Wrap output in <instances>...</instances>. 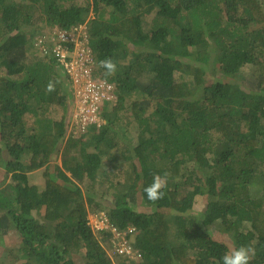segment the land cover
Instances as JSON below:
<instances>
[{
  "label": "trees",
  "instance_id": "obj_1",
  "mask_svg": "<svg viewBox=\"0 0 264 264\" xmlns=\"http://www.w3.org/2000/svg\"><path fill=\"white\" fill-rule=\"evenodd\" d=\"M36 7L42 26L32 23ZM82 24L94 76L108 80L118 100L103 101L106 124L90 140L69 138L71 154L58 166L52 160L66 118L50 112L54 104L67 108L58 80L68 75L56 39L36 37L50 35L39 33L47 25ZM109 57L113 76L99 66ZM50 80L56 90L47 93ZM26 114L35 117L31 127ZM122 119L136 123L135 135L114 128ZM2 165L11 178L0 187V238L17 230L16 264H114L113 256L121 264H222L241 245L255 249L250 264H264V0H0ZM110 168L123 178H111ZM41 169L45 183H32ZM101 169L106 190L116 193L115 203L99 208L118 230L134 227L128 238L137 258L110 243L112 255L101 239L109 228L90 225L88 203L99 197L82 184ZM165 172V196L152 203L143 189ZM198 195L207 206L195 212Z\"/></svg>",
  "mask_w": 264,
  "mask_h": 264
},
{
  "label": "rangeland",
  "instance_id": "obj_2",
  "mask_svg": "<svg viewBox=\"0 0 264 264\" xmlns=\"http://www.w3.org/2000/svg\"><path fill=\"white\" fill-rule=\"evenodd\" d=\"M14 1H19V0H14ZM77 1H79V3L85 4V2H87L88 0H77ZM40 13H41V9L36 7V9L34 11L35 16H34V19L32 22L36 26H38V25L42 26V24H44L43 20L40 18ZM43 16L45 17V15H43ZM151 17H152V15L150 14L146 18H147V20H149V19H151ZM44 30H47L48 34L50 33V35H47L46 33L43 32L45 35H47L46 39L47 40L49 39L51 42H53L52 38L55 36L54 34L59 30V27H57V26L52 27L51 25H47L44 29L39 30V33H41ZM245 69L247 71H250V72L252 71V67L250 68L249 65L246 66ZM210 70L213 71V72H211V74H215L216 76H221V73L214 71L215 69L213 67H211ZM66 77L63 79L64 80L63 83L61 82V79L58 80V82H59V84H63V85H61V87H63L64 90H66L70 96V98L68 99V102H67V106H66L67 108H65L64 106H61L59 104H54L51 106V112H50L51 117L53 119L60 120L63 117L66 118L67 132L65 134V137L63 138V142L61 141V144L59 145L60 150L58 151V154H55L53 157V160H52L53 164L55 163L58 166L62 165V159L64 157L70 156V154H71V153H69V151H70L69 145L71 143V142H69V138L71 136H73L74 138H77V139H80L81 136H83L85 140H90L91 136L94 133H96L97 131H99L101 129V127H103L104 124H106V117H105L104 112H102L103 107H101L100 113L98 112V117H97L98 121H97V124L95 126V130H91V128H92L91 127L89 130L86 129L84 133L81 132L82 134L75 132V130L77 128H80V127H78L80 117H77L78 106H77V103L75 102V98H74L75 95H74L73 84L71 82V79L68 76H66ZM101 77L102 76L99 73L98 78H101ZM101 79H103V78H101ZM110 96H111L110 99L114 100V102H117L118 98L113 92H110ZM134 98H141V96H140V94H138V95L135 94ZM129 102H130V99L127 101V103H129ZM150 111H151V109H150ZM110 116L111 115L109 114V117ZM25 118H26V121H27V124L29 127L34 125L35 117H33V115L26 114ZM97 119H95V120H97ZM135 125H136V123L134 121L129 122V121H127V119H122V121H116L115 122L114 128L124 127L125 132L127 131V132H130L131 135H135L133 133V131L135 130V129H133L135 127ZM131 139H132V137L129 140H131ZM132 140H133L132 142L134 143L135 139H132ZM119 142H120V144L125 145V138L120 139ZM134 144H136V143H134ZM116 152L118 154L120 153V149L117 147H116ZM132 153H134V152H131V154ZM5 160H6V158H5ZM105 160H106V158L104 159V161ZM128 164H129L128 162L124 163L125 166L126 165L128 166ZM54 167H52V169ZM103 171L104 170L101 169L100 173L98 172L97 178L95 180L92 181V180L87 179V181L85 183H83L82 186L84 189H86L87 188L86 186L89 184H93L96 187V193H97L99 198H97L94 201L93 205H89V203H88V209L90 211L89 216H88L89 222H90V225L95 229L96 232H98V230H103V229L106 230L109 228L110 231H109L108 235L106 234L104 238H102L101 236L100 237H101L102 241L104 242L105 248H107L109 252L111 251V254L114 255L112 253V250L109 249L110 243L116 242L117 245L122 244V243L124 245H128L129 242H131L133 240L134 236H132L130 239L129 238L124 239L125 237H124L123 233L119 232L118 229L115 228V226L111 223L110 217L108 216L107 212H105L104 209L99 208L100 203L104 206H108L109 204H111V202L115 203L116 188H112L110 191L106 190L109 182H107L106 177H103L102 175H100ZM118 171L119 170L116 168H110L109 176L111 178L120 180L119 177H121V176L118 174ZM33 174L34 175L31 179L32 183H37L40 185L45 183V180L43 177V169L35 171V173H33ZM3 178L6 181H8V179L11 178V174H7L5 171V167L2 165L0 167V187L2 186ZM121 178H123V176ZM256 188L259 189L258 185H254L251 187V192L254 195L259 194V191ZM105 193L107 195L104 197ZM98 199H100V200H98ZM137 202L139 204H141L142 199L139 198ZM206 206H207V198H205L204 196H201V195L196 196L195 203L193 205V210L195 212H200V211L204 210ZM42 209H43L42 212H40V213L38 212L36 214L37 218L40 220H43V218H44L43 212H44L45 208H42ZM214 234H215V236L222 237V239H227L228 241H230V236L228 234H224V233L221 234L220 232H217L216 230H214ZM17 244L21 245V242H20V237L18 236L17 230H15V229H13V231L11 230L9 232V236H7V239H5L4 241L0 240V264H16L17 263L18 259H16L15 263H14V260H12L11 257L7 256V254H6L7 252H9L12 249L11 247H13V245H17ZM17 246H19V245H17ZM131 256L133 257L134 255L131 254ZM121 260L122 259H120V258L118 259L115 256H113L114 264H121ZM130 262H129V264H131Z\"/></svg>",
  "mask_w": 264,
  "mask_h": 264
},
{
  "label": "built area",
  "instance_id": "obj_3",
  "mask_svg": "<svg viewBox=\"0 0 264 264\" xmlns=\"http://www.w3.org/2000/svg\"><path fill=\"white\" fill-rule=\"evenodd\" d=\"M88 33L87 26L82 24L70 30L59 28L55 33L57 37L52 38L53 41L55 39L57 41L54 44V51L74 87V98L78 106L77 117H80L78 126L80 128L75 130L78 133H84L86 129L89 130L92 126H96L102 103L105 99L111 98L110 92L113 90L108 80L98 78L99 75L94 76L93 71L96 65L89 46ZM46 36L41 33L36 38L42 42L46 40ZM129 228L131 230H118L123 233L124 239H128V233L134 231V227ZM113 246L116 253H126L130 256L133 254V257H136L131 242L128 245L123 243L117 245L113 242Z\"/></svg>",
  "mask_w": 264,
  "mask_h": 264
},
{
  "label": "clouds",
  "instance_id": "obj_4",
  "mask_svg": "<svg viewBox=\"0 0 264 264\" xmlns=\"http://www.w3.org/2000/svg\"><path fill=\"white\" fill-rule=\"evenodd\" d=\"M99 66L104 69L105 76H113L117 71V64L110 57L101 59L99 61ZM56 84L57 81L50 80L45 87V91L47 93L54 92L56 90ZM168 175L167 172L163 175L159 173L153 174L151 183L143 189L148 201L155 203L164 198L165 192L163 189L167 187ZM254 256V248L241 245L238 248H233L226 252L222 257V264H250Z\"/></svg>",
  "mask_w": 264,
  "mask_h": 264
},
{
  "label": "crops",
  "instance_id": "obj_5",
  "mask_svg": "<svg viewBox=\"0 0 264 264\" xmlns=\"http://www.w3.org/2000/svg\"><path fill=\"white\" fill-rule=\"evenodd\" d=\"M1 241H4L3 239L0 238ZM20 242H21V245L20 244H17V245H13V247H11L12 249L7 252V256H10L12 260H14L16 257L17 259L20 257V248H22V241L20 239ZM19 251V252H18ZM19 253V254H18Z\"/></svg>",
  "mask_w": 264,
  "mask_h": 264
}]
</instances>
